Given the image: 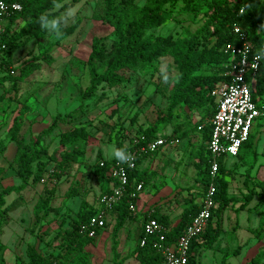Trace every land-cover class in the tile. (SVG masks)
Listing matches in <instances>:
<instances>
[{
    "label": "trees",
    "instance_id": "obj_1",
    "mask_svg": "<svg viewBox=\"0 0 264 264\" xmlns=\"http://www.w3.org/2000/svg\"><path fill=\"white\" fill-rule=\"evenodd\" d=\"M81 1L22 0L23 10L12 15L6 21L4 40L7 48L0 49V53L8 52L10 56L11 53L31 41L40 42L44 32L42 25L53 19L58 20L60 13L67 12ZM103 2V14L94 19L111 28L112 33L110 36L94 37L92 40L91 51L86 61L88 85L78 88L80 107H87L89 102L94 99L96 101L102 99L103 94L98 96L100 91L121 88L130 81L128 77L130 73L136 71L155 72L157 62L164 58L172 59L177 74L172 80V87L167 96V112L162 117L161 123H171L175 117V111L185 106L189 111L196 109L206 111L193 127L195 131L199 130V127H202L201 130L204 131L202 144L196 150L195 167L203 181L207 178V182H203V187L206 189L211 169V155L208 150L212 133L211 122L217 112L218 103L212 92L219 83L230 80V72L237 61V58L227 51L228 47L242 43V40L234 32L235 24L240 26L243 31L248 32L249 43L254 52L264 47V0H145L143 5H139L137 0H103ZM242 9L243 13L240 14ZM200 13L204 14V24L195 32L187 30L184 35L177 37L148 34V31L160 28L167 21L177 19L179 16L199 15ZM16 25H20L19 30L14 29ZM80 25L81 20H78L73 26L64 30L61 39L73 35ZM42 62L47 65L54 62L49 55V50L27 60L24 65L20 66L19 74L16 75L13 71H6L2 68L4 63H11L9 58L5 59L0 63V72H3L0 75V85L11 82L13 86H17L33 73L41 70ZM210 68L216 70L211 74L204 72ZM246 79L250 86L253 102L264 113V105H260L264 97V61L261 63L258 73L248 74ZM65 118L66 116L62 117L60 114L54 116L51 126L36 138L31 139L29 143L19 139L22 118L17 116L14 119L10 129L9 142H15L17 148L10 168L15 172L20 184L8 186L0 192V234L8 225L9 218L7 216L15 208L13 202L7 203V197L13 193L20 194L31 184L40 183L45 176V169L51 164L54 167L49 179L54 180L55 183L44 184V194L39 197L32 210L36 231L35 228L26 229V231L47 234L48 230H43V222L47 221L50 216L54 217L52 218L54 221H59L58 225L61 228L65 225L66 216L61 214L60 209H56L52 205V198L59 179H62L63 175L74 165L82 164L85 148L90 139L87 128L82 126L71 128L59 133L58 147L52 154H49L48 150L42 146L43 139L52 135L57 130L58 124L65 122ZM158 123L144 131L142 134L144 140L139 146H133V140L129 145H126L125 139L118 138L117 134L115 150L124 148L130 153L138 152L141 146L148 144L159 133ZM188 135V132H184L178 139H184ZM6 150L7 142L0 139V154L5 153ZM192 154L193 152H191V156ZM144 156L146 155H137L136 168L128 169L126 193L120 204L110 212L116 220L112 230L113 264H123L118 251L119 235L126 222L136 218L130 211V204L136 203L139 196L134 199L131 194L136 192L140 183H142L143 189L148 183V172L138 170V162ZM223 157L221 156L217 160L219 171L215 180L217 186L216 206L206 231L198 240L192 242L188 264H198L194 253V247L198 241H201L199 249H212L222 231L221 217L231 203V199L228 197L229 183L225 180L229 172L225 168ZM44 158L47 161H44ZM116 163L117 160L114 157L107 161L102 158L101 154H98L96 163L91 167V174L96 179H106L108 183H111L110 171ZM34 165L37 167L36 171ZM2 172L3 170H0V173ZM260 183L264 185V180ZM108 192L109 190L105 191V193ZM75 194L78 193L73 192L70 195L74 196ZM262 198H264V193L256 209L262 203L264 205ZM194 200V197L179 200V206L182 204L188 206L184 209L177 226L167 233L166 242L168 244H173L177 240L184 227L199 212L201 204L198 205ZM96 212V206L83 201L76 218L69 222V227L57 234V237L63 239L60 251L55 255H46L35 246L28 245L26 248L28 260L25 264H91L92 254L88 251V247L95 243L103 230H98L97 237L94 239L86 233H82L80 226L88 222ZM152 217L163 226L170 228L169 216L162 215L159 210H156ZM145 222L144 219L135 241V247L128 258H134L139 264H164L160 252L155 247L157 238L155 236L146 238ZM145 238L146 242L142 245ZM4 248V245L0 243V252ZM196 252L197 255L198 250ZM263 257L264 254L260 253L252 260V263ZM221 264H225L224 261Z\"/></svg>",
    "mask_w": 264,
    "mask_h": 264
},
{
    "label": "rangeland",
    "instance_id": "obj_2",
    "mask_svg": "<svg viewBox=\"0 0 264 264\" xmlns=\"http://www.w3.org/2000/svg\"><path fill=\"white\" fill-rule=\"evenodd\" d=\"M137 3L143 5L145 0H137ZM103 8V0H82L67 12L60 13L58 19L59 35L48 30V22L44 25L40 42L31 41L26 46L11 53L10 56L8 52L2 51L0 53V63L7 58L11 62L10 64L4 63L2 68L6 71H13L16 75L19 74L20 66L24 65L27 60H31L43 52H48V50L49 55L54 60L51 65L42 62L41 70L36 71L24 82L18 83L17 86H13L11 82L0 85V139L7 142L6 152L0 154V170H3L0 173V192L8 186L20 184L15 172L10 168L17 148L15 142H9L10 129L17 116L22 118L19 139H23L26 143L48 129L54 116L57 114L62 117L66 116L65 122L59 123L57 130L43 139L42 146L48 150L49 154H52L58 147V136L61 132L82 126L87 128L90 134L82 164L74 165L63 175L62 179H59L52 198V205L56 209H60L61 214L66 216V223L63 228L58 225L59 221H54L52 219L54 217L50 216L47 221L43 222V230H48L47 234L26 231V229L31 230L33 228L36 231L32 210L39 197L44 194L45 183L31 184L23 193H13L7 197V202H13L15 208L11 211L10 216H7V218L10 217V220L0 235V241L4 244L8 243L11 247L10 250L15 249L16 254L12 255L11 259H6V257L4 259L3 253H0V264H25L24 258H27L26 248L28 245L35 246L46 255H55L60 251L63 239L57 237L58 232L69 227V222L76 218L83 201L97 207L101 194L110 188L111 183H108L106 179H96L91 174V167L96 163L98 154H101L102 158L107 161L114 157L117 134L118 138H124L125 144L129 145L132 140L142 136L147 128L160 122L157 125L158 134L165 136V138H168L170 134L179 138L184 132L193 135L194 125L206 112L202 110L198 113L189 114V109L185 106L175 111V117L171 123H161L162 117L167 112V96L172 87V80L177 74L170 58H164L157 62L155 72L136 71L130 73L128 75L130 81L121 88L100 91L98 96L103 94L102 99L99 101L94 99L89 102L87 107H80L78 88L88 85L86 61L91 51L92 40L94 37L110 36L112 33L111 28L94 19L103 14ZM78 20H81L79 28L73 35L62 40L64 30L73 26ZM203 24V13L179 16L177 19L167 21L160 28L148 31V34L177 37L184 35L187 30L195 32ZM19 28L20 25L14 27L18 30ZM215 70L210 68L204 72L211 74ZM2 74L3 72H0V75ZM226 82L219 83L216 88ZM260 105H264V99ZM184 124L185 127H182ZM262 128H264V117L254 121L252 131L261 133ZM79 146L82 147V145ZM197 146L200 147L199 142L197 145L195 144L194 149H190L183 141L177 151L176 148L164 147L158 150L155 155L153 154L156 159L162 160V163L156 166L157 169H147L148 179H146L150 183L148 185L146 183L147 189L144 195L146 196L151 192L149 197L152 199L155 189H159L167 183L173 189L172 200L168 203L172 206L171 211L175 210L177 202L179 203V200L184 197H194L195 203L198 199L203 198L206 192L203 182H207V178L203 181L195 167L196 150L199 148ZM243 156L245 158L243 166L246 168L241 172L249 169L246 172L250 177L249 185L245 189L243 184L245 176L244 178L236 177L232 187H230L232 191H228V197L232 200L233 197L235 199L238 196L239 199L241 192L246 191L245 193H248L249 190H257L259 194L250 202L249 207L252 209L249 210L250 213L247 212L250 219L253 220L258 215L260 208L256 209V206L261 202L264 193V185L260 184L264 180V170L259 171V165H264V158L259 156L258 161L255 162L254 155L249 149L243 150ZM43 160L47 161L46 158ZM170 160L176 161V166L171 167V164H167L161 169L162 165L170 163ZM255 163L256 167L254 166ZM233 164L232 157L227 156L224 165L231 169L234 167ZM53 167L54 165L51 164L45 169L44 178L46 177L47 180ZM237 167L239 169L241 166L238 165ZM163 169L170 172L165 173V175L159 174ZM34 170H37L36 165H34ZM226 177L225 180L228 182L229 179ZM251 182L255 185L258 183V185L255 186ZM152 183L155 184L153 189ZM73 192L78 194L71 196L70 194ZM245 193L243 199L246 197ZM18 195L21 197L18 198ZM248 196L249 198L252 197L250 192ZM235 201L234 204L238 203L236 199ZM262 206H264L263 203L260 207ZM228 212V215H231V211ZM232 214L235 216V211ZM239 215L241 218L242 214L239 213ZM260 219L263 223L264 214L260 216ZM108 220L107 227L100 233L102 234V241L88 247V251L92 254L91 264H113L111 262L113 260L112 230L116 220L110 214ZM225 221H227V217ZM130 233L131 231L127 228L121 230L120 237H125V239L120 241V257L123 255L126 258L135 247V240L131 239ZM230 236L228 235V238ZM253 246L247 249V251L252 249L251 257H256L264 251L262 243L254 248ZM199 255L198 252L196 259ZM250 264H264V257Z\"/></svg>",
    "mask_w": 264,
    "mask_h": 264
},
{
    "label": "built area",
    "instance_id": "obj_3",
    "mask_svg": "<svg viewBox=\"0 0 264 264\" xmlns=\"http://www.w3.org/2000/svg\"><path fill=\"white\" fill-rule=\"evenodd\" d=\"M22 0H0V49L7 48L4 40L6 33V21L14 14L23 10ZM243 13V9L240 14ZM234 32L242 40L241 45H233L227 51L237 58L230 72V80L215 88L212 95L217 100V112L212 119V133L208 145L211 155L210 182L206 188L205 196L201 201L199 212L188 223L181 235L173 244H168L167 233L170 228L163 226L152 215L153 210H148L144 217V232L147 237L155 236L157 241L155 247L160 252L164 264H188L192 242L198 240L206 231L213 210L216 206L215 196L217 186L215 180L218 176V158L221 156L237 157L242 146L248 141L254 121L264 115L252 100L250 86L247 82V75L258 73L261 63L264 61V47L254 52L249 43L248 32L243 31L237 24L234 25ZM199 130L202 127L198 128ZM144 140L140 136L133 141V146H139ZM180 140L174 136L157 134L148 144L141 146L138 152H131L132 160L121 164L117 162L110 171L111 187L108 193L101 194L97 212L90 220L80 226L81 232L86 233L90 238L97 237L98 230H104L108 222L109 214L122 201L128 186V169L136 168L137 155H149L166 146L179 144ZM48 178V177H47ZM55 183L54 180L42 179L41 183ZM143 190L142 183L131 194L132 198L140 196ZM138 200V199H137ZM130 211L138 214L136 203L130 204ZM146 238L142 241L145 244Z\"/></svg>",
    "mask_w": 264,
    "mask_h": 264
},
{
    "label": "crops",
    "instance_id": "obj_4",
    "mask_svg": "<svg viewBox=\"0 0 264 264\" xmlns=\"http://www.w3.org/2000/svg\"><path fill=\"white\" fill-rule=\"evenodd\" d=\"M263 99H264V97H263ZM202 110H204V109H196L194 111H189V114H194L195 112L198 113ZM182 127H185V124ZM203 133H204L203 130L194 131L193 135L190 134V135H188V137L181 139L179 144L174 145V146L168 145L166 147H172L174 149L176 148V151H177V148L180 145H182V143L184 141L185 144L190 149H194L195 144L197 145L198 142H199V145L202 144ZM170 135L178 138L176 135H173V134H170ZM196 141H197V143H195ZM197 147H199V146H197ZM244 149H249L250 152L253 153L255 162L258 161L259 156L261 158H264V128H262L261 133L254 132L251 130L249 140L243 145L239 155L236 158L232 157V159L234 161V164H233L234 167L231 169H228L225 166L226 170L229 172V174L227 175L226 178L229 179V181H228L229 190H231V191H232V189L230 187H232V183L236 180V177H243L244 178V176H245L246 178L243 181L245 189H247V187L249 185L248 182H249L250 177H248V175L246 174V172H248L249 169L247 168V170H245L244 172L243 171L241 172V170H244L246 168V166H243V162L245 161V158L243 156V150ZM157 152L158 151H156L155 153L146 155L143 158H141L138 162V170L143 172V171H147V169H154V168H156L157 165H161L162 160H158V159H156V156H154ZM226 159H227V156H224L223 157L224 163L226 162ZM236 159H238V160H236ZM170 161H171L170 163H164L162 165L161 169L164 166H166L167 164H171V167L173 165H175L176 161H174V160H170ZM238 165L241 166L239 169L237 167ZM254 166L256 167V163ZM167 169H165V170L163 169V171H160L159 174L165 175V173L167 174V172H170V171H167ZM261 169L264 170L263 164L259 165V171H261ZM149 183L150 182H148L147 185ZM147 185H146V188H144L143 191L140 193V196L137 200L138 214L134 215L136 218L130 219L128 222H126V224L124 226V229L127 228L129 231H131V233H130V235L132 236L131 239L135 240V241L137 240V235H138V233L142 227L143 220L145 219L144 217L146 216L148 210H153V211L159 210L160 214L169 216L170 217V229H172V228H175L177 226V224L179 223V221L181 219V216H182L184 209H186L188 206L185 204H182L179 206V203H177L176 204L177 207L175 206V210L171 211L172 206H170L171 204H168V203H170L172 200L173 189H171V187H169L168 184L165 183V185L163 187H161L159 189H155L156 191L154 190L155 191L154 196L151 199V197H149L151 192L146 196L144 195L145 191L147 189ZM152 185H153L152 189L155 188V186H154L155 184L152 183ZM253 185H255V184H253ZM256 185H258V183ZM110 187H111V184H110ZM245 192L240 193L239 199H238V196H237V198L235 197V199L237 200L238 203H240V205H238V203H235V204L233 203V202H236L234 197H233L229 206L224 210L223 215L221 217V221H220V226H221L222 231H221V234H220L218 240L213 245V248L212 249H199L201 241H198V244L195 245V247H194L195 257H196V253H197L196 251L197 250L200 253V255H199L200 257L198 256V259H197L199 264H221L223 261L225 264H250V263H252V260L254 258H256L257 256L251 257L252 256V249H250L248 251H247V249L253 245H254L253 246V248H254L260 243L263 244V248H264V222L262 223V220L260 219V216L264 214V206L259 207L260 209L258 211V215L255 216V218H253V220H252V218L250 219V215H248L247 212L250 213L249 210L252 208L249 207V204L253 200V198H255L259 193L255 189L249 190L248 193H245ZM249 192L251 193V196H252L250 198L248 196ZM161 193H163V194L161 195ZM231 193H233V192H231ZM244 193L246 194L245 199H243ZM18 197H19V195H18ZM189 197H184V198H189ZM153 200H155V201H153ZM242 200H244V201H242ZM201 201H202V198L198 199L196 201V203L198 205H200ZM7 203L10 204L11 202H7ZM152 204H154V205H152ZM228 211H231L230 212L231 215L230 214L228 215V213H229ZM234 211H235V216H234V214H232V212H234ZM10 213H9V216H10ZM239 213L242 214L241 218H240ZM110 216H111V214H110ZM226 217H227V221H225ZM9 220H10V217H9ZM5 227H7V225ZM5 227H4V229H5ZM4 229H3V231H4ZM3 231L1 232L0 235H2ZM254 233H256V234H254ZM101 235L102 234H100L98 236V238L95 240V243H100L102 241ZM228 235H231V236L228 238ZM120 236L121 235H119V242L121 240L125 239V237L121 238ZM0 243L2 245H4V247H5L3 249L4 251L2 250L3 252L2 251L0 252V253H3L2 256L4 255V259H5V257H6V259L7 258L11 259V256L16 254L15 249L12 251V250H10L11 247L8 245V243L4 244L1 241H0ZM9 243H10V240H9ZM118 251H119V249H118ZM119 253H120V251H119ZM262 253L264 254V251H262ZM26 259L27 258H24V260L27 262ZM120 259L123 260V264H130V263L131 264H139L134 258H128V255L126 256V258H125V256L122 255L120 257ZM111 262H113V261H111Z\"/></svg>",
    "mask_w": 264,
    "mask_h": 264
},
{
    "label": "clouds",
    "instance_id": "obj_5",
    "mask_svg": "<svg viewBox=\"0 0 264 264\" xmlns=\"http://www.w3.org/2000/svg\"><path fill=\"white\" fill-rule=\"evenodd\" d=\"M42 27H44V25H42ZM47 28L50 32H56L59 35V25L57 19L50 21ZM113 155L117 162L121 164L128 163L132 160L131 153L124 148L115 150Z\"/></svg>",
    "mask_w": 264,
    "mask_h": 264
}]
</instances>
